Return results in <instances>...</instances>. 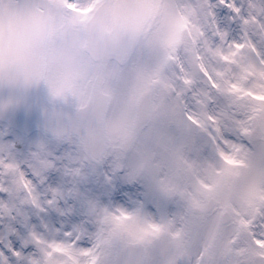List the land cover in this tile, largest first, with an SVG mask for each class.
<instances>
[{
	"label": "rangeland",
	"instance_id": "rangeland-1",
	"mask_svg": "<svg viewBox=\"0 0 264 264\" xmlns=\"http://www.w3.org/2000/svg\"><path fill=\"white\" fill-rule=\"evenodd\" d=\"M51 2L55 26L84 30L100 0ZM220 2L154 0L124 64L105 59L90 74L44 77L46 99L56 106H81L99 87L109 100L105 116L130 89L137 100L151 93L145 126L133 131L131 120L105 128L106 150L97 160L86 156L76 134L36 130L21 151L4 138L9 127L0 121V192L6 193L0 215L26 219L47 202L26 170L37 176L58 170L63 194L79 205L80 218L67 231L29 229L31 247L18 253L26 264H99L115 239L141 244L156 264H197L185 247L189 239L205 246L198 264L264 259V168L249 163L251 145L264 134V0H225L227 23L214 11ZM209 198L213 211L196 213ZM167 245L177 251L171 260Z\"/></svg>",
	"mask_w": 264,
	"mask_h": 264
},
{
	"label": "clouds",
	"instance_id": "clouds-1",
	"mask_svg": "<svg viewBox=\"0 0 264 264\" xmlns=\"http://www.w3.org/2000/svg\"><path fill=\"white\" fill-rule=\"evenodd\" d=\"M113 0L98 10L92 26L81 30L77 26H55L38 10L22 7L23 0L9 5L17 15L6 10L0 13V74L43 81L73 78L90 74L104 62L109 53L121 48L137 47L132 36L141 30V21L132 15H111ZM143 101H138L131 89L120 103L101 121V127L115 131L124 121L135 120ZM251 168H264V134L250 147ZM99 264H156L145 259L138 246L115 239L106 245Z\"/></svg>",
	"mask_w": 264,
	"mask_h": 264
},
{
	"label": "water",
	"instance_id": "water-1",
	"mask_svg": "<svg viewBox=\"0 0 264 264\" xmlns=\"http://www.w3.org/2000/svg\"><path fill=\"white\" fill-rule=\"evenodd\" d=\"M17 2H0V13L8 11L10 16L17 15L15 8H9V5ZM113 2L104 3L98 10L105 8L106 5ZM153 0H119L118 4H114L111 15L115 19L118 15H132L141 21L142 28L147 21ZM22 7L38 10L49 19L50 3L48 0H23ZM95 16L87 24V31L93 24ZM141 28V30H142ZM141 30L132 36L134 44H136ZM133 50V49H132ZM132 50L121 48L117 52L109 53L105 59H113L118 64H123L128 59ZM139 101H143L139 116L135 119L134 130L143 128L151 113V95L144 93ZM108 100L99 88L93 90L90 100L79 108H71L68 106H51L47 103L43 91V83L41 80L24 79L21 80L12 74H0V120L8 124L11 118L17 113L30 114L35 129H42L50 136H64L66 134L75 133L79 136L81 145L86 155L92 159H98L105 151L106 136L104 128L101 127V121L107 110ZM132 144V136H130L123 144L124 150H129ZM213 206V201L209 200L206 211ZM228 220V215H223V222ZM138 246L143 256L145 250L142 246ZM257 264H264L261 257L255 259Z\"/></svg>",
	"mask_w": 264,
	"mask_h": 264
},
{
	"label": "snow or ice",
	"instance_id": "snow-or-ice-1",
	"mask_svg": "<svg viewBox=\"0 0 264 264\" xmlns=\"http://www.w3.org/2000/svg\"><path fill=\"white\" fill-rule=\"evenodd\" d=\"M214 11L221 23H227L231 9L227 7L225 0H221ZM35 133V124L31 115L17 113L11 118L9 129L4 133V138L13 141L14 147L24 151ZM53 150L59 152L60 149L57 147ZM25 175L38 191H44L47 202H41L38 208L34 205V211L29 210L26 219L8 214L0 215V253L6 257V260H0V264H26V261L18 256V253H25L31 247L25 240L30 228L35 231H43L45 228H62L67 231L80 218L78 202L72 196L63 194L58 170L50 167L41 172L39 176L26 170ZM87 185L88 182H85L79 187L83 191ZM58 187L59 192L56 191ZM4 196L6 193L0 192V197ZM69 205H71L70 211L67 210Z\"/></svg>",
	"mask_w": 264,
	"mask_h": 264
},
{
	"label": "bare ground",
	"instance_id": "bare-ground-1",
	"mask_svg": "<svg viewBox=\"0 0 264 264\" xmlns=\"http://www.w3.org/2000/svg\"><path fill=\"white\" fill-rule=\"evenodd\" d=\"M253 188L256 186V184L252 185ZM214 196V195H213ZM212 196V197H213ZM214 198V197H213ZM205 215V214H204ZM211 230L208 231V233L210 232ZM211 236V234H208ZM167 237V236H166ZM165 237V239L163 241H165L167 238ZM190 240V239H189ZM189 240L185 241V247H187L186 249L189 251V256H192V257H196L198 258V261H197V264L200 262V260L202 259V255L203 253L205 252V246H199V247H196V245L192 246L193 244H196V241L195 240ZM162 241V242H163ZM161 243V242H159ZM208 245V243H207ZM168 246V245H167ZM192 247V248H191ZM168 251L170 252L169 253V260H171L172 258H174L176 255H177V251L173 250V246L169 247L168 246Z\"/></svg>",
	"mask_w": 264,
	"mask_h": 264
}]
</instances>
